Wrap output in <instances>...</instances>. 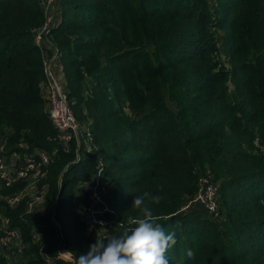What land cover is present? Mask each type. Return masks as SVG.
<instances>
[{"label": "trees", "instance_id": "obj_1", "mask_svg": "<svg viewBox=\"0 0 264 264\" xmlns=\"http://www.w3.org/2000/svg\"><path fill=\"white\" fill-rule=\"evenodd\" d=\"M45 1L0 0V144L51 156L42 213L3 199L26 181L0 190V236L6 218L25 244L14 259L0 249V264H75L139 215L144 192L161 197L145 203L175 234L169 264H264V0H57L52 41L80 124L69 142L43 95ZM204 174L220 221L185 208ZM90 184L112 220L92 231L81 205L103 204Z\"/></svg>", "mask_w": 264, "mask_h": 264}, {"label": "built area", "instance_id": "obj_2", "mask_svg": "<svg viewBox=\"0 0 264 264\" xmlns=\"http://www.w3.org/2000/svg\"><path fill=\"white\" fill-rule=\"evenodd\" d=\"M57 0H46V19L44 23L37 30L35 36V44L43 49L45 60V74L46 79L43 82V95L46 99V107L50 118L52 119L56 129L58 130V137L64 142H69L74 136L79 137L80 124L69 106L67 95L63 89L62 84L54 72V67L62 69V64L59 62V50L52 41V32L54 27L58 25L59 14L56 10ZM50 46L51 55L48 54ZM80 145V143H79ZM8 156L5 154L4 144H0V190L4 187H10L16 182L22 180L27 184L34 182L37 186L41 178L44 176V167L51 161V156L45 151H38L23 157H15L8 161ZM91 191V198L95 203H102L101 208H94V205L82 204L81 208L85 212V218L88 222V229L92 231L98 225L109 226L112 220L102 216L103 213L111 211L109 205L104 204L102 192L97 190L96 186H89ZM44 194L37 195L40 200L44 198ZM25 197L24 192H18L13 195L3 196V199L11 206L17 205L23 201ZM195 200L201 202L209 214L213 218H218L220 215V206L218 199V185L213 181L212 176L204 174L199 179V187L195 194ZM31 202H29V206ZM14 245V249L20 253L25 248L22 240V233L18 228L4 225L2 227V234L0 236V249L6 251ZM63 256L71 257V254L66 249L61 251Z\"/></svg>", "mask_w": 264, "mask_h": 264}, {"label": "clouds", "instance_id": "obj_3", "mask_svg": "<svg viewBox=\"0 0 264 264\" xmlns=\"http://www.w3.org/2000/svg\"><path fill=\"white\" fill-rule=\"evenodd\" d=\"M146 200L158 204L161 197L149 192L134 197L132 207L139 215L128 216L127 226L118 235L97 238L86 254L75 258V264H169L175 234L165 232ZM187 256L193 259V251L188 250Z\"/></svg>", "mask_w": 264, "mask_h": 264}, {"label": "crops", "instance_id": "obj_4", "mask_svg": "<svg viewBox=\"0 0 264 264\" xmlns=\"http://www.w3.org/2000/svg\"><path fill=\"white\" fill-rule=\"evenodd\" d=\"M60 14V13H59ZM48 48V54H49V51H50V46H47ZM45 59H46V56H45ZM54 72L58 78V81L61 83V84H65V76L63 74V71L57 67H54ZM6 154V153H5ZM8 156V161H11L13 160V158L15 157H23L24 155H28V154H23V153H17V152H13V153H10V154H6ZM34 182H31V183H28L22 190H20L19 192H24L25 193V197L23 199V201L25 200L26 201V204H27V208L29 211H35V212H38V213H42L44 211L43 209V202L45 200V198H43L42 200L39 199V197H37L38 194L40 193H43L47 191V188L46 187H43V188H39L38 184L37 186L35 185V187L37 189H40V191L34 195V193L32 192L33 191V188L32 186L34 185L33 184ZM32 188V189H31ZM45 196V194H44ZM29 202H31V205L29 206ZM9 223L7 222H3V226L4 225H7Z\"/></svg>", "mask_w": 264, "mask_h": 264}, {"label": "rangeland", "instance_id": "obj_5", "mask_svg": "<svg viewBox=\"0 0 264 264\" xmlns=\"http://www.w3.org/2000/svg\"><path fill=\"white\" fill-rule=\"evenodd\" d=\"M56 10L58 11V13H60V10H61V8H60V5H59V3H58V1H57V4H56ZM0 134H2V133H0ZM32 188H33V193H34V195H36L39 191H40V189H37L36 187H35V184L32 186ZM31 188V189H32ZM4 197L5 196H9V195H5V194H2ZM191 205H201L202 207H204V209H205V212H207L208 214H209V212L207 211V209L205 208V206L201 203V202H199V201H196L195 200V197H192L190 200H189V203L185 206V208H189ZM200 207V206H199ZM212 218V217H211ZM212 219H214V218H212ZM222 218H221V216L219 215V217L218 218H215V220H217V221H220ZM3 221L4 222H7V223H9L10 221L8 220V219H6V218H4L3 219ZM58 226H59V224H57ZM13 251L14 252H16V253H18V255H20L21 253L18 251V250H16V249H14V245H12L10 248H7V250H6V252H9L10 254H11V256H12V258L14 259V258H16V254H14L13 253ZM72 259V258H71ZM16 260V259H15ZM14 260V261H15ZM70 261H72V260H70Z\"/></svg>", "mask_w": 264, "mask_h": 264}]
</instances>
